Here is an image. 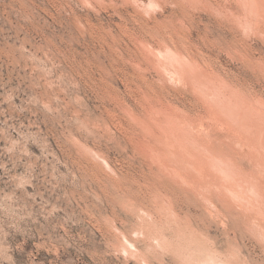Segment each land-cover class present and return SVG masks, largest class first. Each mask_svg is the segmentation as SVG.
<instances>
[{
	"label": "rangeland",
	"instance_id": "374dc122",
	"mask_svg": "<svg viewBox=\"0 0 264 264\" xmlns=\"http://www.w3.org/2000/svg\"><path fill=\"white\" fill-rule=\"evenodd\" d=\"M0 264H264V0H0Z\"/></svg>",
	"mask_w": 264,
	"mask_h": 264
},
{
	"label": "bare ground",
	"instance_id": "6f19581e",
	"mask_svg": "<svg viewBox=\"0 0 264 264\" xmlns=\"http://www.w3.org/2000/svg\"><path fill=\"white\" fill-rule=\"evenodd\" d=\"M214 6V5H213ZM218 9V8H217ZM249 10H251V9H249ZM245 15V14H244ZM234 18V17H233ZM157 49V48H156ZM173 51H175V50H173ZM175 54V53H174ZM181 57V56H180ZM182 72V71H181ZM190 73V72H189ZM197 74V73H196ZM185 75V74H184ZM173 77V76H172ZM181 77V76H180ZM224 79V78H223ZM198 80V79H197ZM202 81V80H201ZM207 81V80H206ZM201 84V83H200ZM210 84V83H209ZM208 87V86H207ZM204 88H206V87H204ZM222 88V87H221ZM206 91V90H205ZM226 91V90H225ZM216 92V91H215ZM213 93H214V91H213ZM245 95V94H244ZM218 96V95H217ZM202 97V96H201ZM216 97V96H215ZM219 99V98H218ZM246 99V98H245ZM249 99V98H248ZM255 103V102H254ZM256 104V103H255ZM227 109V108H226ZM130 111V110H129ZM249 111V110H248ZM223 112H225V111H223ZM236 112V111H235ZM234 112V113H235ZM231 113V112H230ZM229 118L231 117V116H228ZM155 121V120H154ZM226 121V120H225ZM188 123V122H187ZM149 125V124H148ZM158 126V125H157ZM223 126V125H222ZM205 131V130H204ZM159 133V132H158ZM192 137V136H191ZM160 143V142H159ZM156 149V148H155ZM207 149V148H206ZM257 149V148H256ZM193 154V153H192ZM220 155V154H219ZM220 158V156L218 157V158H216L215 160L217 161V162H219V159ZM224 159H227V158H224ZM222 160V159H221ZM222 161H224V160H222ZM226 161V160H225ZM226 162H228L227 164L225 163V164H223L222 162H219V163H221V165L222 166H229V168L228 167H225L226 169H228V170H233V169H230L231 168V166L230 165H228V164H230V162H229V159H228V161H226ZM187 163V162H186ZM232 163V162H231ZM220 165V164H219ZM232 165H234L233 163H232ZM221 166V167H222ZM237 166V165H236ZM235 166V167H236ZM165 167V166H164ZM233 168V167H232ZM222 169H223V167H222ZM235 171H236V169H235ZM235 171H234V173H235ZM230 174H232L231 172H229ZM236 173H237V171H236ZM235 173V174H236ZM227 177V176H226ZM260 196V195H259ZM249 203V202H248ZM259 206V205H258ZM262 209V208H261ZM172 218V217H171ZM198 245V244H197ZM205 246V245H204ZM211 250V249H210ZM196 252V251H195ZM194 257V256H193ZM212 259V258H211ZM229 259V258H228ZM214 260V259H213ZM211 261V260H210ZM223 261V260H222ZM205 262V261H204ZM213 262V261H212ZM226 262V261H225ZM228 262V261H227ZM214 263V262H213Z\"/></svg>",
	"mask_w": 264,
	"mask_h": 264
}]
</instances>
